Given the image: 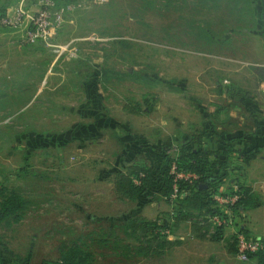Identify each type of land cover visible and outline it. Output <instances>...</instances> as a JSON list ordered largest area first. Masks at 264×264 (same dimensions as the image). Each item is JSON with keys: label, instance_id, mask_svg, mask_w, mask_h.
<instances>
[{"label": "rangeland", "instance_id": "374dc122", "mask_svg": "<svg viewBox=\"0 0 264 264\" xmlns=\"http://www.w3.org/2000/svg\"><path fill=\"white\" fill-rule=\"evenodd\" d=\"M55 1L68 8L49 44L24 42V28L0 25V239L11 257L25 259L27 247L32 264L78 247L89 264H251L226 252L234 224L221 238L199 239L182 222L170 233L180 241L172 251L140 256L125 221L137 214L169 221L173 202L151 190L121 198L113 178L131 164L176 156L190 133H213L212 113L201 121L200 105L224 103V87L250 97L264 64L257 36L235 17L229 41H211L218 25L195 15L198 6L213 9L198 0L167 8L163 0ZM44 2L14 0L4 15L20 5L32 14ZM244 160L236 175L225 172L224 191L246 181ZM9 197L22 206L4 214ZM125 244L133 247L124 252ZM5 258L1 251L0 264Z\"/></svg>", "mask_w": 264, "mask_h": 264}, {"label": "trees", "instance_id": "16d2710c", "mask_svg": "<svg viewBox=\"0 0 264 264\" xmlns=\"http://www.w3.org/2000/svg\"><path fill=\"white\" fill-rule=\"evenodd\" d=\"M13 1L7 0L0 7V16L5 14L6 9ZM175 1L163 0L164 7L167 8ZM198 1V5L214 6V8L215 6L217 8L227 7L226 4L221 2L227 1L230 12H235L236 17H239L245 23L242 29L245 31L258 30L264 39V0ZM180 3H184L185 7L190 4V0H180ZM182 8V6H179L180 10ZM206 31L208 32L206 36H209L210 30L207 28ZM258 74L261 79H264V69H258ZM227 88L233 89L231 85ZM131 109L133 110L132 107ZM209 134L217 137L219 140L218 146L207 147L205 145V136ZM235 141L236 138H226L216 130L213 133L207 131L205 134L193 132L180 144L176 156L164 155L166 161L162 164L159 162L160 165L154 163L147 166L136 163L129 165L126 170H119L115 173L113 178L114 190L121 198L134 199L140 191L151 190L152 194H160L173 202L172 219L169 221H152L141 214L127 218L124 223V230L125 233L132 234L135 238L137 254L149 258L154 255H163L171 250L180 241L171 238L170 233L185 221L190 222L192 232L199 239L223 237L225 224H215L210 216L216 214L226 216L225 211L218 205L215 194L222 187L225 172H229V170L235 172V170L242 169L240 161L241 159L244 160V153L239 146L235 145ZM174 163L178 169L195 172L198 176L190 182L185 178L175 179V174L171 170ZM233 181L235 183L236 180ZM175 183L178 186L176 197L173 195ZM237 184L240 197L232 205L235 214H239L254 195L252 189L245 182L237 181ZM228 191H224V193L228 194L226 193ZM21 206L18 197H9L4 202L3 213L17 210ZM210 226L215 228L212 233L209 232ZM231 245L232 247L229 250L236 251L235 234ZM130 246V244L122 245V250L127 252L126 249ZM83 253L82 249L75 247L72 250L63 252L58 259H44L35 264H89L86 254ZM253 256H256L260 263L264 264L263 253L258 252Z\"/></svg>", "mask_w": 264, "mask_h": 264}, {"label": "crops", "instance_id": "0c3cea01", "mask_svg": "<svg viewBox=\"0 0 264 264\" xmlns=\"http://www.w3.org/2000/svg\"><path fill=\"white\" fill-rule=\"evenodd\" d=\"M221 2L226 4L227 7L223 6V8H217L215 6L214 8L213 6L210 8L213 9V11L209 13L207 12V8L198 6L199 10L196 11L199 12H197L195 16L205 20L212 18V21L218 25V30L217 32L213 31L216 37L213 35L211 41L215 39V41L227 43L230 38V32H234L237 29L234 28L236 15L235 12H230V6L227 4V1ZM192 19L194 18L192 17ZM204 23L210 24L208 22H203V24ZM249 32L252 35L254 34L257 36V39L261 42L263 48L262 52L264 53V39L259 31L251 30ZM14 36L16 41L20 43L19 35L15 34ZM262 69H264V64ZM259 80L260 82L253 87L249 85L248 89L254 90V92L248 93L250 97L235 98L236 93L232 91L233 89L230 90L227 87H224L223 91L227 97L224 103L215 100L211 103L210 109H208V107L204 108V106H207L206 104L201 103L200 106H203L201 111L204 118L201 121H205L208 117L207 115L210 112L212 113L211 121L206 120L209 122L206 125L207 128L213 126L222 136L226 138H236L235 145L239 146L244 153V171H247L245 172V183L252 189L251 191L254 195L248 205L239 214L243 217V222L252 234L264 238V97L262 99L255 94V91H259L263 93L264 96V79L259 78ZM225 121L227 122V125L223 127L225 125L223 123H226ZM205 145L207 147L208 145L216 147L219 145V140L217 137L209 134L205 138ZM241 161H243V159H241ZM242 170L243 169H241V171ZM235 172L236 175L237 171L235 170ZM229 182L234 184L232 183L233 180L228 181V183ZM225 184L226 180H224L222 184L223 189L227 188ZM227 229L231 230V233L233 232L232 227ZM173 249L174 247L166 253ZM225 249L227 253L232 252L228 248ZM1 251L6 257L3 261L4 264H27L28 260L26 258L29 257V255H33L32 251H29L26 247L23 250L26 258L23 259L22 257H19V260H23L25 263H21L19 260H17L18 262H15L14 258H12L8 252L7 244L0 239V253ZM42 260L43 259L39 261L38 258L34 257L32 264L39 263ZM247 261L251 264H262L256 256L251 257L250 260Z\"/></svg>", "mask_w": 264, "mask_h": 264}, {"label": "built area", "instance_id": "2783aa9c", "mask_svg": "<svg viewBox=\"0 0 264 264\" xmlns=\"http://www.w3.org/2000/svg\"><path fill=\"white\" fill-rule=\"evenodd\" d=\"M1 1V0H0ZM68 8L63 4L57 3L55 0H45L44 4L38 9L37 12L28 13L22 5L19 6L14 16L11 14L0 16V25H5L9 28L18 30L24 28L21 33V40L24 42H44L49 44L50 36L53 29L64 23V11ZM26 18V23L24 20ZM172 172L175 174V179L183 178L189 175L190 178H196L198 175L195 172H187L178 169L174 163L172 165ZM237 186V185H236ZM174 196L178 193V186L174 184ZM223 187L215 194V199L218 205L225 211L226 216L220 214L210 216V219L215 224H225L229 226L235 225V244L236 253L242 260H249L253 254L261 252L264 254V238L252 234L244 222H237L235 220L238 213H234L232 205L240 197L238 188L228 191L225 194Z\"/></svg>", "mask_w": 264, "mask_h": 264}]
</instances>
